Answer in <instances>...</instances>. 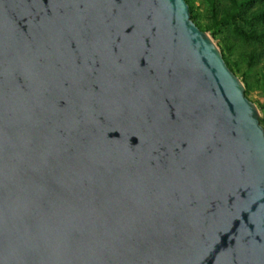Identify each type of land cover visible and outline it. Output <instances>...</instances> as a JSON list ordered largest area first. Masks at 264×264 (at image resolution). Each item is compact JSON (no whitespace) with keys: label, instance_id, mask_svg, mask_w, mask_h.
Instances as JSON below:
<instances>
[{"label":"water","instance_id":"1","mask_svg":"<svg viewBox=\"0 0 264 264\" xmlns=\"http://www.w3.org/2000/svg\"><path fill=\"white\" fill-rule=\"evenodd\" d=\"M0 264H264V128L185 0H0Z\"/></svg>","mask_w":264,"mask_h":264},{"label":"rangeland","instance_id":"2","mask_svg":"<svg viewBox=\"0 0 264 264\" xmlns=\"http://www.w3.org/2000/svg\"><path fill=\"white\" fill-rule=\"evenodd\" d=\"M185 1L190 19L213 40L226 64L243 84L244 94L256 105L264 128V36L245 42L234 32L235 28L256 33L264 30V20H250L252 14L264 8V1L254 0L239 12L231 0ZM237 12L240 15H236ZM223 18H228V23L216 26Z\"/></svg>","mask_w":264,"mask_h":264},{"label":"trees","instance_id":"3","mask_svg":"<svg viewBox=\"0 0 264 264\" xmlns=\"http://www.w3.org/2000/svg\"><path fill=\"white\" fill-rule=\"evenodd\" d=\"M253 1L254 0H231V3L234 7H237V9H239L238 10L239 12L245 7H247L249 4H251ZM260 1H264V0H260ZM238 12L236 15H240ZM250 20L256 21V22L264 20V8L260 10L258 13L252 14L250 16ZM227 23H228V18H223L218 24L216 23V26L221 25V24H227ZM234 32L238 37H240L241 40L245 42L256 41V40L261 39L264 36V30L259 33H256L254 31L246 32L244 30L235 28Z\"/></svg>","mask_w":264,"mask_h":264}]
</instances>
